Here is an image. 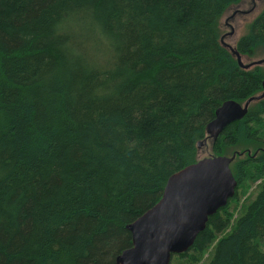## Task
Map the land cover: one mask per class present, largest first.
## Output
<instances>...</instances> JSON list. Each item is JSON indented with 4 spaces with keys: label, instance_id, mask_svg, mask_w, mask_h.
Returning <instances> with one entry per match:
<instances>
[{
    "label": "trees",
    "instance_id": "obj_1",
    "mask_svg": "<svg viewBox=\"0 0 264 264\" xmlns=\"http://www.w3.org/2000/svg\"><path fill=\"white\" fill-rule=\"evenodd\" d=\"M240 1L0 0V264H118L217 108L263 90L220 41ZM236 48L264 52V7ZM263 118L264 99L209 142L239 152L236 194L174 258L264 264Z\"/></svg>",
    "mask_w": 264,
    "mask_h": 264
},
{
    "label": "water",
    "instance_id": "obj_2",
    "mask_svg": "<svg viewBox=\"0 0 264 264\" xmlns=\"http://www.w3.org/2000/svg\"><path fill=\"white\" fill-rule=\"evenodd\" d=\"M237 12L234 10L227 21ZM233 33L234 29L228 34ZM224 37H220L221 44L229 49L242 68L251 69L264 63V58L245 63L243 56L247 55L241 54L236 45L226 44ZM262 99L264 81L263 90L244 102H223L214 118L208 122L207 136L198 141V149L216 141L228 124L244 118L250 106ZM238 154L237 151L232 155L198 158L196 162L173 173L166 182L160 200L127 225L133 244L117 256V263L171 264L175 254L188 251L197 236L205 230L209 217L236 194L238 182L231 163Z\"/></svg>",
    "mask_w": 264,
    "mask_h": 264
},
{
    "label": "rangeland",
    "instance_id": "obj_3",
    "mask_svg": "<svg viewBox=\"0 0 264 264\" xmlns=\"http://www.w3.org/2000/svg\"><path fill=\"white\" fill-rule=\"evenodd\" d=\"M252 7H254V8H252ZM263 7H264V0H256V2H254L253 0H241L238 3H234V4L230 5L227 8V10L224 12V14L221 18V22H220L221 30H222L221 35L225 36L224 42L226 44H230L232 46H235L239 37L248 30V25L251 22V20L260 12V10ZM234 10H237L238 12L233 17H230L227 21V17H229L234 12ZM78 25L81 26V24H78ZM232 29H234V33L229 35L228 33ZM261 58H264V52L263 51H259L256 54V56H253V57L243 56V61L245 63H249L253 60H258ZM261 66L264 67V63L261 64ZM263 120H264V118H263ZM261 132L264 133V125L262 127ZM199 152H200L199 158L209 156L210 155V146L209 145H203L201 147V149H199ZM259 182H260V180L256 181L254 184H252L246 193H243V191L240 190V193L238 196L239 206L242 205L248 198L251 199L255 196V194L257 193V190H258ZM238 213H239V210L236 212L235 216H237ZM263 248H264V246H263ZM208 255H209V251L205 255V259L203 260V262L206 261V259L208 258ZM171 264H191V263L187 260L180 261V260L173 257Z\"/></svg>",
    "mask_w": 264,
    "mask_h": 264
},
{
    "label": "flooded vegetation",
    "instance_id": "obj_4",
    "mask_svg": "<svg viewBox=\"0 0 264 264\" xmlns=\"http://www.w3.org/2000/svg\"><path fill=\"white\" fill-rule=\"evenodd\" d=\"M254 2H256V0H253ZM258 66H261V65H258ZM263 67V66H262Z\"/></svg>",
    "mask_w": 264,
    "mask_h": 264
},
{
    "label": "bare ground",
    "instance_id": "obj_5",
    "mask_svg": "<svg viewBox=\"0 0 264 264\" xmlns=\"http://www.w3.org/2000/svg\"><path fill=\"white\" fill-rule=\"evenodd\" d=\"M227 204H228V203H227ZM227 204H226V205H227ZM226 205H225V206H226ZM223 207H224V206H223ZM221 208H222V207H221ZM219 209H220V208H219Z\"/></svg>",
    "mask_w": 264,
    "mask_h": 264
}]
</instances>
